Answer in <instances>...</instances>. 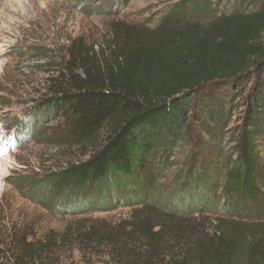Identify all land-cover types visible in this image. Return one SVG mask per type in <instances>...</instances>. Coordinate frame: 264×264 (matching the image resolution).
Wrapping results in <instances>:
<instances>
[{"label":"trees","instance_id":"trees-1","mask_svg":"<svg viewBox=\"0 0 264 264\" xmlns=\"http://www.w3.org/2000/svg\"><path fill=\"white\" fill-rule=\"evenodd\" d=\"M146 32L57 80L46 108L65 114L86 159L32 183L35 195L72 214L132 208L130 220L79 235L113 264H264V221L226 212L264 208V0H183ZM174 164L178 179L161 191L181 204L160 206L152 194Z\"/></svg>","mask_w":264,"mask_h":264},{"label":"rangeland","instance_id":"rangeland-1","mask_svg":"<svg viewBox=\"0 0 264 264\" xmlns=\"http://www.w3.org/2000/svg\"><path fill=\"white\" fill-rule=\"evenodd\" d=\"M181 1L0 0V264H20L19 259H26L50 238L53 242L42 258L38 254L39 261L34 263L37 256L33 254L35 259L27 258V264H113L102 247L96 250L92 242L83 245L79 235L130 220L132 208L72 214L65 208H47V196L40 200L35 195L32 183L70 162L86 159L82 148H76L66 134L65 114L46 108V102L56 97L58 79L68 78L71 72L82 76L83 65L90 60L102 63L117 37L119 42L135 35L145 40L146 31L158 27ZM80 56L83 64L76 59L73 63ZM243 116L237 110L229 129L238 126ZM177 167L174 164L159 174L155 186L161 193L154 190L152 195H158L160 206L169 201L181 204L172 199L175 190L161 191L178 179ZM190 197L192 203L200 202L201 198ZM196 205V209L204 207ZM228 210V218L243 224L264 221V208L253 212L232 206Z\"/></svg>","mask_w":264,"mask_h":264}]
</instances>
